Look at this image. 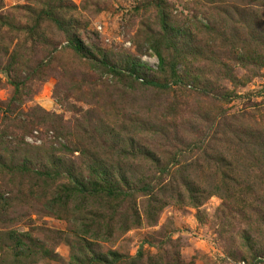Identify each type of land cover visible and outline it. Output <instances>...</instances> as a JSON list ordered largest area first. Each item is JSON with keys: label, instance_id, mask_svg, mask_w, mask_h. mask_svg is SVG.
Listing matches in <instances>:
<instances>
[{"label": "rangeland", "instance_id": "rangeland-1", "mask_svg": "<svg viewBox=\"0 0 264 264\" xmlns=\"http://www.w3.org/2000/svg\"><path fill=\"white\" fill-rule=\"evenodd\" d=\"M0 264H264V0H0Z\"/></svg>", "mask_w": 264, "mask_h": 264}]
</instances>
